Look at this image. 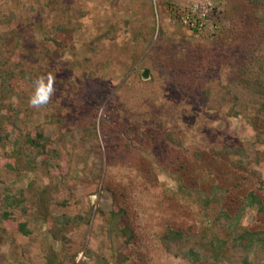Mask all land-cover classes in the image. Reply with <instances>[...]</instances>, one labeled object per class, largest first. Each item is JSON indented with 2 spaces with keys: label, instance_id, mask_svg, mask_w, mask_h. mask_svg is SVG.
Segmentation results:
<instances>
[{
  "label": "rangeland",
  "instance_id": "374dc122",
  "mask_svg": "<svg viewBox=\"0 0 264 264\" xmlns=\"http://www.w3.org/2000/svg\"><path fill=\"white\" fill-rule=\"evenodd\" d=\"M135 1L110 0L103 6L98 5V9L94 8L85 18L87 29L70 38L64 37L68 46L55 49L50 57L49 74L54 77L52 66L65 64L74 57L71 45L82 51L85 36L98 32V24L104 30L112 27L118 18L132 15ZM152 1L158 34L147 55L154 67V73L150 72L148 79L139 75L145 69L141 71L138 63L128 73L119 71L107 80L90 82L79 72L56 68L55 91L49 102L39 107L29 103L36 86H30L26 81L17 84L14 101L28 111L30 125L44 130L52 147L72 153L69 176L63 179L57 172L52 174L56 181L70 187L74 193L67 209L76 212L90 202L108 212L115 202L127 203L134 228L132 243L127 245L122 236L111 238L104 221L97 218L76 258L80 264H102L105 260L110 264H192L181 256L168 253L161 243L169 225L185 230L196 226L192 209L172 193L176 179L165 169L182 173L189 186L210 189L213 183H220L229 187L233 209L241 206V200L252 190L262 197L264 204V142L257 144L262 158L260 164L254 166L261 172L260 176L250 170L235 169L230 157L215 150L221 148L215 146L220 141L231 145L257 140V134L264 130V118L230 117L227 107L220 112L209 111L205 100L178 86L165 66L185 55L188 48H193L194 56L198 52L202 58L209 57L217 64L221 81L237 78L238 71L223 59L242 55L247 49L246 44L255 42L260 35L261 28L249 1ZM25 2L0 0V12L19 10ZM194 8L208 12L206 18L209 19L202 30L183 22V16L192 13ZM45 16L39 26L23 29V42L28 47L34 48L44 36L50 22L49 15ZM210 23L217 27H211ZM160 27L164 29L161 34L158 32ZM125 79L137 84L138 101L133 98L135 110L119 106L118 96L114 95ZM73 80L81 85L78 91L73 90ZM155 95L158 97L154 98ZM141 106L145 108L138 110ZM97 112L98 121L101 115L105 120L102 125L97 122L95 127L93 117ZM4 119L11 120V117L7 114ZM166 129L185 133L186 147L168 141ZM4 177L13 179L16 176L7 170ZM34 177L39 184L47 183L50 180L47 167L19 177L17 185L24 186ZM242 223L253 229H264V211H260L259 204L242 212ZM33 229L29 237H0V264L32 263L42 248L50 245L61 248L58 241H53L44 223L34 224Z\"/></svg>",
  "mask_w": 264,
  "mask_h": 264
},
{
  "label": "trees",
  "instance_id": "16d2710c",
  "mask_svg": "<svg viewBox=\"0 0 264 264\" xmlns=\"http://www.w3.org/2000/svg\"><path fill=\"white\" fill-rule=\"evenodd\" d=\"M108 1L26 0L19 10L0 12V237H29L34 232L33 225L42 222L53 241L61 244L60 249L54 245L42 248L32 263L25 264H80L76 258L97 218L104 221L111 238L122 236L127 245L134 238L126 202H115L108 212L90 202L76 212L67 209L74 193L70 187L56 181L52 174L57 172L63 179L69 176L72 153L52 147L44 130L33 128L27 117L28 111L14 101L18 81L36 86L38 79L46 78L55 49L68 46L64 37L70 38L87 29L85 18L94 8L98 9V5L103 6ZM248 1L261 32L255 42L246 44L247 49L242 55L223 59L238 71L237 78L221 81L217 64L209 57L202 58L198 52L195 57L193 48H188L185 55L165 66L178 86L205 100L209 111L220 112L227 107L230 117L259 120L264 118V0ZM93 4L96 7L91 8ZM45 15H49L50 22L44 36L34 48L28 47L23 42V29L39 26ZM155 16L152 0H137L132 15L118 18L112 27L104 30L98 24V32L85 36L81 52L73 44L74 57L65 64L52 66L54 81H57L56 68L79 72L89 82L107 80L119 71L128 73L137 63L141 64V71L149 69L154 73L147 55L158 34ZM158 32L163 33V27ZM73 83V90L78 91L81 85L75 80ZM136 88L133 80L125 79L121 83L114 93L118 96L119 106L134 109L138 101ZM7 114L11 120L4 119ZM104 120L105 116L101 115L98 121L97 112L93 117L94 126L97 122L102 125ZM165 135L171 143L186 147L185 133L166 129ZM259 142H264V130L257 134L255 141L249 139L231 145L220 141L215 146H220L221 150L212 148L230 157L235 169L250 170L260 176L261 172L254 168L262 158L257 148ZM44 166L50 174L47 183L39 184L34 177L24 186L17 185L19 177ZM7 170L13 171L16 177L6 179L4 171ZM165 170L176 179L172 193L192 209L190 212L196 220V226L189 230L167 226L161 243L168 253L181 256L192 264H264V229H253L242 223V212L246 208L259 204L260 211H264L262 197L252 190L241 200L242 205L233 209L229 187L220 183H213L210 189L189 186L182 173ZM102 264L110 262L105 260Z\"/></svg>",
  "mask_w": 264,
  "mask_h": 264
},
{
  "label": "clouds",
  "instance_id": "9594fccd",
  "mask_svg": "<svg viewBox=\"0 0 264 264\" xmlns=\"http://www.w3.org/2000/svg\"><path fill=\"white\" fill-rule=\"evenodd\" d=\"M35 83V92L30 97L29 103L34 107L46 105L55 91L54 77L49 74L46 78L41 77Z\"/></svg>",
  "mask_w": 264,
  "mask_h": 264
},
{
  "label": "built area",
  "instance_id": "2783aa9c",
  "mask_svg": "<svg viewBox=\"0 0 264 264\" xmlns=\"http://www.w3.org/2000/svg\"><path fill=\"white\" fill-rule=\"evenodd\" d=\"M199 11H202V15H200ZM195 13H199L196 14ZM208 12L206 10H202V8H199L198 10L196 8L193 9L192 13L188 12L183 16V22L187 25L192 24L193 27H197L198 29L202 30L206 27L207 21L209 18L207 17ZM206 18V20H205ZM211 27H217V24L210 23Z\"/></svg>",
  "mask_w": 264,
  "mask_h": 264
},
{
  "label": "water",
  "instance_id": "95a60500",
  "mask_svg": "<svg viewBox=\"0 0 264 264\" xmlns=\"http://www.w3.org/2000/svg\"><path fill=\"white\" fill-rule=\"evenodd\" d=\"M142 76H143V78L148 79L150 77V71L148 69H145L142 72Z\"/></svg>",
  "mask_w": 264,
  "mask_h": 264
}]
</instances>
